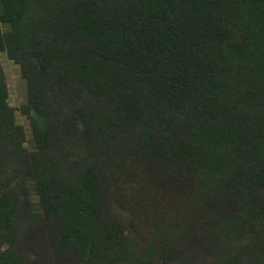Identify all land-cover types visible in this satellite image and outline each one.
<instances>
[{"label":"trees","instance_id":"obj_1","mask_svg":"<svg viewBox=\"0 0 264 264\" xmlns=\"http://www.w3.org/2000/svg\"><path fill=\"white\" fill-rule=\"evenodd\" d=\"M2 51L25 80L35 148L23 147L0 68V264H26L18 231L37 222L18 212L22 178L58 253L126 259L97 166L116 153L188 194L218 251L251 234L238 264H264V0H0ZM63 141L92 144L93 161L63 165Z\"/></svg>","mask_w":264,"mask_h":264},{"label":"rangeland","instance_id":"obj_2","mask_svg":"<svg viewBox=\"0 0 264 264\" xmlns=\"http://www.w3.org/2000/svg\"><path fill=\"white\" fill-rule=\"evenodd\" d=\"M1 29L5 27L1 25ZM0 68L7 105L12 108L14 123L23 131V147L34 150L30 116L26 113L27 87L20 67L2 51ZM79 146L78 150L70 142L60 143L56 153L63 165L76 166L82 159L93 161L89 156L93 145L82 143ZM118 149L123 151L124 147ZM116 156L117 153L99 159L97 166L99 174L104 175L99 179L106 218L113 220L126 237L130 255L124 260L96 264H238L245 259L238 249L251 248V234L238 239L230 237L232 249L226 253L218 251L207 230L202 228L203 219L193 217L194 205L184 204L188 194L173 195L169 185L152 178V172L140 165L133 154L124 153L121 160ZM21 178L20 175L14 178L11 186L16 184L19 188ZM22 179L25 194L19 193L18 212L28 209L37 219L36 223L28 221L34 227L32 232L22 236L18 231L17 246L26 264H79L72 255L57 252L36 188L30 179ZM37 223L39 225L35 226ZM262 234L264 236V229Z\"/></svg>","mask_w":264,"mask_h":264}]
</instances>
